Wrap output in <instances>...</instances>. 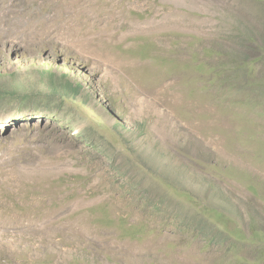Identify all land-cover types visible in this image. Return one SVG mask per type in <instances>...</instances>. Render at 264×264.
Returning a JSON list of instances; mask_svg holds the SVG:
<instances>
[{
	"label": "rangeland",
	"instance_id": "1",
	"mask_svg": "<svg viewBox=\"0 0 264 264\" xmlns=\"http://www.w3.org/2000/svg\"><path fill=\"white\" fill-rule=\"evenodd\" d=\"M139 36L177 68L117 48ZM138 123L191 188H222L250 243L192 241L134 205L139 142L118 127ZM104 211L143 229L120 237ZM0 264H264V0H0Z\"/></svg>",
	"mask_w": 264,
	"mask_h": 264
},
{
	"label": "trees",
	"instance_id": "2",
	"mask_svg": "<svg viewBox=\"0 0 264 264\" xmlns=\"http://www.w3.org/2000/svg\"><path fill=\"white\" fill-rule=\"evenodd\" d=\"M134 39L128 48L122 50L120 45L117 48L130 58L144 61L148 66L157 67L166 73H171L177 68L171 57L170 59L165 57L173 54V50L171 54L169 52L163 54V51L158 50L156 43L148 37L139 36ZM192 68L196 72L201 71L200 65ZM61 87L68 94H76L79 91V87L75 85L68 84ZM108 100L114 108L124 113L116 105L112 95L109 94ZM118 129L123 137L121 139L123 144L129 145L131 136L136 137L139 142L128 146L127 160L135 170L134 173L138 179L142 178L143 182L145 181V184L143 182L141 184L136 182L138 179L133 182L126 178V183L129 185L127 194L132 191L136 194L135 206H141V209L148 211L152 219L156 218L161 221L164 230L172 227L175 231L187 234L192 241L201 239L207 244H212L223 236L231 239L232 242L250 243V236L243 234L236 221L225 213L228 210L220 205L222 201L217 200V198L222 199L221 187L214 188V194L209 196L206 187L204 190L190 187L186 172L170 171L172 163L169 161V151L157 139L145 143L143 123H138L134 127L122 125ZM125 135L130 137L127 138ZM94 146L97 145L94 144ZM111 163L114 164L112 161ZM206 167L207 164H205ZM130 171L129 169L121 170L120 173L129 176ZM100 208L97 211H103V208ZM142 214L146 213L142 211ZM97 221L102 226L115 229L123 238L135 239L143 229V225L135 222L129 223L126 218L123 219V216L112 218L107 211L102 212V216ZM126 222L129 223L128 226H124Z\"/></svg>",
	"mask_w": 264,
	"mask_h": 264
}]
</instances>
